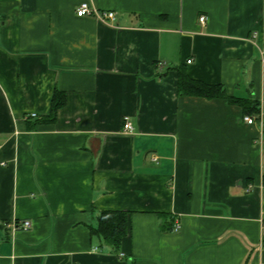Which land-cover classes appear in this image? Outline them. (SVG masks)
<instances>
[{"label": "crops", "instance_id": "obj_1", "mask_svg": "<svg viewBox=\"0 0 264 264\" xmlns=\"http://www.w3.org/2000/svg\"><path fill=\"white\" fill-rule=\"evenodd\" d=\"M263 49L264 0H0V264H264V117L175 68L258 112Z\"/></svg>", "mask_w": 264, "mask_h": 264}, {"label": "trees", "instance_id": "obj_2", "mask_svg": "<svg viewBox=\"0 0 264 264\" xmlns=\"http://www.w3.org/2000/svg\"><path fill=\"white\" fill-rule=\"evenodd\" d=\"M178 91L180 95L200 96L209 99L226 98L232 103L242 105L245 114H254L258 110V103L245 98L228 95L221 84H208L190 77L185 66L178 65ZM64 95L55 93L50 113L53 119L57 110L64 104ZM129 231L128 212L123 210H104L98 219V227L93 228L94 234L101 237L106 243L119 248L123 238Z\"/></svg>", "mask_w": 264, "mask_h": 264}, {"label": "built area", "instance_id": "obj_3", "mask_svg": "<svg viewBox=\"0 0 264 264\" xmlns=\"http://www.w3.org/2000/svg\"><path fill=\"white\" fill-rule=\"evenodd\" d=\"M77 14L79 16H84V15H94L95 17H97L100 20L106 21L108 19H114L115 17V13L112 11L109 12H100L96 9H92L90 8V6L87 3H83L79 6V8L77 9ZM201 21L205 20V17L202 16L200 18ZM262 54V61L264 63V49L261 51ZM188 62L190 63L191 60H188ZM263 71H264V67H263ZM35 115V114H33ZM263 117H264V98L261 99L260 102V107H259V111L256 114H248L244 116V121L248 124H260L261 127L263 128ZM124 127L126 129H130L132 126L130 123H126L124 125ZM13 231L16 230H28L31 228V221L29 220H23V221H19V220H13L12 222L9 223V225ZM180 228V224H176L174 226V230L177 231Z\"/></svg>", "mask_w": 264, "mask_h": 264}]
</instances>
